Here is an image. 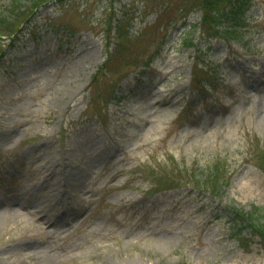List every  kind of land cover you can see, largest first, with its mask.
I'll use <instances>...</instances> for the list:
<instances>
[{"label": "rangeland", "instance_id": "obj_1", "mask_svg": "<svg viewBox=\"0 0 264 264\" xmlns=\"http://www.w3.org/2000/svg\"><path fill=\"white\" fill-rule=\"evenodd\" d=\"M99 1L0 0L30 33L0 59V263L31 252L33 264H264V238L247 228L236 241L233 227L235 210L264 225L251 155L264 146V0L244 45L218 41L205 57V89L191 83L202 52L183 42L194 34L148 13L161 0ZM117 29L129 37L122 52L107 41ZM109 51L116 72L90 88ZM216 156L231 175L219 197L189 182L157 195L138 173L150 162L197 176Z\"/></svg>", "mask_w": 264, "mask_h": 264}, {"label": "trees", "instance_id": "obj_2", "mask_svg": "<svg viewBox=\"0 0 264 264\" xmlns=\"http://www.w3.org/2000/svg\"><path fill=\"white\" fill-rule=\"evenodd\" d=\"M63 1L65 0H32L35 8L50 2L61 3ZM17 7L19 6L16 3L14 9H17ZM250 7L251 0H161L156 10H158L157 18L161 22V27L170 26L171 28L179 23L181 26H186L188 14L200 11L202 14L200 22L197 25H188V30L192 28L194 32L195 29H198L199 33L196 35H198L199 40L211 42L212 39L217 38V40L221 39L224 42H240L244 37L242 29L248 25L247 12ZM9 12L10 14L7 16L0 14V25L4 26L0 30V58H4L7 50L12 48L16 41L21 40L23 35L25 36V30H27L25 26L29 25L28 22L15 25L14 21L16 20H14L15 18L12 15L17 17L20 12L18 14H15L14 10H10ZM131 21L132 19L128 22L129 25H131ZM7 25L14 26V29L10 31ZM144 31L148 35L155 33L154 27H146ZM3 37L6 39H3ZM114 37L117 42L115 51L122 52L124 50V43H127L129 38L127 30L121 32L117 29ZM107 39L108 41L111 39L109 34H107ZM189 41V46H193L196 51L199 50L197 45L193 43V39ZM207 47L209 46L207 45ZM128 51L129 49L127 48L124 53ZM111 62L112 55L99 67L96 76L92 80V85L98 81L99 76L108 73V69L114 68L113 73L116 72V66L113 67ZM199 70L208 71L205 65H203L202 69L196 68L195 74H193L194 85L199 84L206 78L198 75L197 72ZM251 150L255 166L264 172V146L262 148L259 145L252 146ZM228 172L229 170L225 161L219 156L212 158L204 166L203 172L197 174V176L195 175L196 170L192 165L189 167L183 166L181 169L176 166L175 169L170 171L164 169L162 164L158 165L157 168H154L151 164H147L145 168H142V174L154 186V192H166L170 187H179L183 182H189L198 192L203 191L213 197L220 196L227 188L231 178ZM250 215H247L248 226L264 236V225L255 224Z\"/></svg>", "mask_w": 264, "mask_h": 264}, {"label": "bare ground", "instance_id": "obj_3", "mask_svg": "<svg viewBox=\"0 0 264 264\" xmlns=\"http://www.w3.org/2000/svg\"><path fill=\"white\" fill-rule=\"evenodd\" d=\"M49 169L52 170L51 167ZM49 175H50L51 178H53L54 177V172L51 171V173ZM15 204H17V203H15ZM41 213H43V212H41ZM31 214H33V213H31ZM48 222H49L48 219L47 220L43 219L41 221V224H40L41 228L44 229L45 228L44 225L48 224ZM25 245H27V244H22V242H16V243L12 244L13 247L16 246L17 248H19L20 246H25ZM2 252L6 253L8 251L6 250V251H2ZM17 260H19L17 264H33V254L31 252H27V253H20L19 252L18 255H17ZM7 264H16V263L10 262V263H7Z\"/></svg>", "mask_w": 264, "mask_h": 264}]
</instances>
